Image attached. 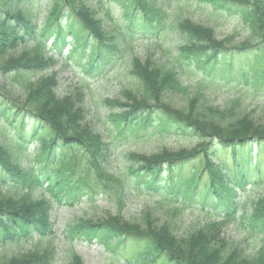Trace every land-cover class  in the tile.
I'll list each match as a JSON object with an SVG mask.
<instances>
[{
  "label": "trees",
  "instance_id": "1",
  "mask_svg": "<svg viewBox=\"0 0 264 264\" xmlns=\"http://www.w3.org/2000/svg\"><path fill=\"white\" fill-rule=\"evenodd\" d=\"M111 1L121 17L109 10L100 16L84 0H0V61L8 56L0 66V264H53L55 204L111 201V194L120 209L143 197L169 218L162 222L148 211L132 222L73 220L64 240L102 246L127 264H264V196L248 206L242 196L247 186L264 182V125L252 117L257 108L240 97L224 104L211 99L218 75L252 94L264 92V0H182L219 17L238 14L255 43L234 46L172 17L167 7L174 0ZM168 31L183 41L158 57L147 47L144 59L128 64L137 90L101 100L87 90L125 55L127 43L152 45ZM58 60L81 72L76 96H59L52 75L32 84L33 73ZM2 83L24 94H8ZM99 100L111 130L90 115ZM150 133L195 147L151 156L124 152L116 165L119 144ZM186 210L205 220L179 234L176 221ZM228 224L238 238L226 235ZM246 238H255L251 248ZM27 240L33 248L11 252ZM70 258L69 264H82L76 254Z\"/></svg>",
  "mask_w": 264,
  "mask_h": 264
},
{
  "label": "rangeland",
  "instance_id": "2",
  "mask_svg": "<svg viewBox=\"0 0 264 264\" xmlns=\"http://www.w3.org/2000/svg\"><path fill=\"white\" fill-rule=\"evenodd\" d=\"M88 6L99 11V15H103L105 10H109L111 15L116 17H121V10L118 5L111 0H84ZM169 13L172 17H179L181 20H188L196 25L202 26L208 29L214 36L215 40L226 43V45H241L247 40H251L249 27L240 18L238 14H232V16L219 17L208 8L197 6L194 2L188 1L175 2L172 1ZM108 22V20H105ZM183 41L181 34H176L172 32H166L157 36V40L154 43H148L147 40L135 39L134 41L127 43L129 47L125 55L117 57L116 62L112 68L108 67L106 69L105 75L98 81L91 82L86 88L91 90L92 93H96L98 99H105V97L116 98L121 95V91L130 89L132 91L137 90L138 82L130 75L128 64L130 63L132 57H139L144 59L145 50L150 47L152 51L158 57L162 53V49H167L169 46L175 48L180 42ZM255 43V40H251ZM164 52V51H163ZM16 52H8L7 55L14 56ZM67 54V50L64 52ZM7 57L0 61V66H4L7 62ZM23 55L18 59V62H23ZM30 60V59H28ZM27 61V60H26ZM62 66V61H57V63L49 66L44 71L39 73H33L31 75V81L34 86H39L40 82L49 75L54 76V80L57 83L56 93L61 95H73L76 96L80 92L78 90L79 82H77L78 77L81 72L79 70L70 71ZM191 81V79H188ZM219 85L217 89L212 91L211 99L214 100L215 104H224L228 100H233L236 98H242V102L249 109L256 107L257 111L253 113L252 117L257 123L264 125V92H258V94H252L249 90L241 89L239 86L233 84L232 79L221 78L219 75L215 80ZM1 86L4 87L5 92L8 94H15L20 96L24 92H20V87H14L8 83H2ZM84 89V88H83ZM23 91V90H22ZM88 97V96H87ZM180 97V96H177ZM181 98V97H180ZM23 100V99H22ZM97 101L94 111H91V116L93 122L96 123L98 127L106 131L111 130V125L106 121V113L108 108L103 105L102 102ZM89 107V104H88ZM90 108V107H89ZM68 113V111H64ZM64 118V117H63ZM195 147V143L189 142L186 139H176L173 137H158L150 133L149 136L141 137L140 139L133 138L126 143H121L118 145L115 151L116 155V165H120L125 161L123 157L124 152L134 151L136 153L144 154L145 156H151V154L158 153L162 149H167L169 152L177 150H190ZM5 190H2L4 192ZM5 193V192H4ZM243 202L245 205H249L253 199L264 196V182L262 184H255L247 186L245 192L242 194ZM116 195L111 194V201L105 200L104 198L98 197L94 202L81 201L77 205L68 207L63 204H56V207L52 211V219L55 221V236L52 241V245H55L57 249V260L53 264H69L71 261V254H76L80 258L82 264H127L124 255L110 254L106 252L102 246H98L94 243L86 244L84 242H67L64 240L63 230L65 229L67 223L77 220H91L95 222L99 221H110L111 218L118 216L124 221H137L142 213H153L155 215H162L163 220L169 218V215H163L162 211L158 212L154 208V203L146 198H133L127 200L124 207L118 208L116 205ZM146 207V211L145 210ZM158 207V206H155ZM213 218V216H210ZM168 220V219H167ZM205 217L195 212L191 213L186 210L183 213V219H179L176 222L177 233L184 232L191 227V223H198L204 221ZM226 235L238 238L240 233L236 231V228L232 224H228ZM179 231V232H178ZM180 234V233H179ZM34 242L37 240L36 235H34ZM255 238H246L244 244L251 248L255 243ZM30 241H24L14 245L11 248V252H24L33 248Z\"/></svg>",
  "mask_w": 264,
  "mask_h": 264
}]
</instances>
